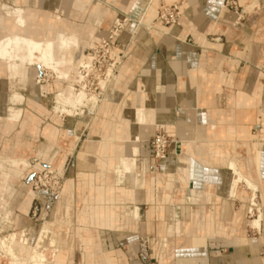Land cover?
<instances>
[{
    "label": "crops",
    "instance_id": "1",
    "mask_svg": "<svg viewBox=\"0 0 264 264\" xmlns=\"http://www.w3.org/2000/svg\"><path fill=\"white\" fill-rule=\"evenodd\" d=\"M106 1L111 12L98 20L100 0L83 10L75 0H0V38L15 30L7 9L34 13L28 27L40 39L51 27L52 36L94 32L97 22L109 28L131 18L117 80L83 114L52 115L48 100L38 99L55 88L34 83L33 64L26 79L0 71V161L37 157L66 175L56 199L29 193L32 170L12 181L0 195V240L23 235L35 246L48 223L64 264H264V0H239L250 11L240 20L222 0H187L181 26L155 24L137 35L135 20L156 18L154 0ZM15 93L23 100L13 101ZM11 108L22 111L16 122L8 120ZM162 127L175 143L156 165L150 140ZM232 162L251 191L233 184ZM39 220H46L40 230Z\"/></svg>",
    "mask_w": 264,
    "mask_h": 264
},
{
    "label": "rangeland",
    "instance_id": "2",
    "mask_svg": "<svg viewBox=\"0 0 264 264\" xmlns=\"http://www.w3.org/2000/svg\"><path fill=\"white\" fill-rule=\"evenodd\" d=\"M83 1H85L87 3L89 0H83ZM100 1H102L103 4L106 5V7L103 4L97 5L93 9V13L95 14V16L100 15L99 17H101V15H102L101 18H104L103 17L104 15L110 14L111 11L108 7L111 4H110V2H107L106 0H100ZM158 2L159 3L160 2L167 3L164 0H154V2L152 4V8H151V13L153 15L155 14V16L157 14ZM186 3H187V1H186ZM186 3L184 4V7H185ZM167 4H169V3H167ZM184 7H183V10H184ZM15 11L18 12L17 14H19V19L22 21H29L30 16H33L35 18L34 13L29 14V16H27L26 13L21 8H17V9H15ZM248 12L250 13V11H248ZM248 12L245 11V16L248 15ZM56 14L59 16H66L67 12H66V10H63L61 12H56ZM101 18L98 20H101ZM182 18H183V14H182ZM182 18H181L180 24L176 25V26H181ZM116 19H113L109 28H104L103 23L97 22L95 24V29H94L92 36H90V29L86 30L85 32H81L79 34V36H80L79 41L80 42L77 45V47L73 48V51H72V61L71 62L67 61L65 64H63L61 66V68L56 66L57 64H56V61H54V60H51L50 63H48L47 65L44 64L43 62H36V61L29 62L30 64H33L35 67L39 68V72L36 73L33 77L34 83L37 84L38 86H44L45 88H48L49 86L55 88L54 93L52 95L47 94L48 89H45V92H42L39 96V99H38V101H41L43 99L48 100L49 111L52 115H55L60 119L72 117L75 114L76 115L83 114V113L89 111L90 109L95 108L94 106L100 105L102 103V101H104V99L106 98V93L103 94L102 96H100L99 101H98V97H99L98 93L89 94L88 91L79 90V91L83 92V94L85 95V99H83L80 102L75 103V104H72L71 102L68 103L67 104V110H62V109L56 108L57 107L56 106L57 105V97L59 96V94L65 93V92H67V89L69 90L71 87H73L72 81L74 80V75L77 73L78 66L82 63V59L84 58L83 57L84 50H87L88 48L92 47L97 42H99L102 38L106 37L109 30L112 28ZM139 20H143V22H145V23L148 22L146 20L145 16ZM166 27H169V26H166ZM147 29H149V27L140 28V30L137 31L136 35L139 34V31L147 30ZM51 33H53L52 27H51ZM84 33H87V34L85 35ZM88 36H90V37H88ZM55 38H56V34L53 36H52V34L50 35V39L52 41L55 40ZM0 65L3 66V63L0 62ZM258 67L264 71V64L262 66H258ZM61 70H64L66 73H63ZM1 71H6V70L3 69ZM117 77L114 79L113 83L117 80ZM3 84H6V82H3ZM57 84H62V85H64L65 88L62 87L61 90L56 91L57 90L56 89ZM79 91H77V92L81 93ZM90 93H92V92H90ZM14 97L19 98L21 96L19 94L15 93ZM6 103H7V101L1 105H6ZM33 112H34V110H33ZM21 114H22V112H21ZM36 114L39 115L37 112H36ZM20 117H21V115H20ZM20 117L18 118V120L20 119ZM16 121H14V122H16ZM25 126H26V124H25V119H24V121L22 123V129H24ZM31 127H33V129L35 128V126H31ZM50 132H51L50 134H55L56 129L55 128L50 129ZM10 133H12V131ZM2 134L3 133L0 130V146H1ZM35 143L36 142H34V144ZM174 143H175V140L173 139L172 145ZM15 159H17V158L15 157ZM13 162H15V161H13ZM39 162H40L39 159L37 157H34V158L29 160L28 166L25 168V171L28 169L32 170L33 176L31 178V180L35 177V175H37L39 173V171L46 168V169H52V170L59 172L63 176V178L59 181L62 184L63 179H65V177H66L64 172L57 170V169H54L51 166H47V165L39 166L38 165ZM23 173L19 176H16L13 174L9 175L6 178V182H8L7 183V189H5V191L3 190L2 193H0V195H3V192H4V194H6L10 189V187H9L10 183L12 181H14L15 179H19L23 175ZM5 174H6L5 172L0 171V181L3 179ZM31 180H30V182H31ZM240 181H242L241 183L244 187H247V184L245 182H243V179L237 180L235 183H238ZM247 188H249V190L251 191L250 187H247ZM29 190L32 191L33 194L37 195V193L32 189L31 185L29 186ZM60 190H61V187H60ZM60 190H59V193H57L55 195H50L52 197V199H56L59 196ZM257 207L258 206H255L254 210L252 212H249V214H248L249 219H253V218L257 217V214H258ZM0 208H1V205H0ZM32 217H34L36 220L38 218H41V208L40 207L35 206L32 209ZM46 220L45 221L44 220L37 221L38 227L40 226L38 228L39 230L41 229L42 224L46 222ZM39 230H38V234L40 233ZM49 231H52V230H51V228L48 227V223H46L43 226V229L41 230L39 237L37 238L36 244L35 243L33 244L35 246H30L29 242H28V238L23 236V235L21 236V242L25 245V248L27 249V251H29L30 255L28 257L25 254L18 253L16 250H14L15 248L11 244L12 243L11 240L14 238L15 235H13L12 237H10L8 239H1L0 240V264H64V262H66L68 257L64 253H62L59 249H57L56 240L54 238L55 236H53V235L50 237L47 236ZM37 255H40L43 258L42 263L36 262ZM60 257H63L62 260L64 262L62 260L61 261L59 260Z\"/></svg>",
    "mask_w": 264,
    "mask_h": 264
},
{
    "label": "built area",
    "instance_id": "3",
    "mask_svg": "<svg viewBox=\"0 0 264 264\" xmlns=\"http://www.w3.org/2000/svg\"><path fill=\"white\" fill-rule=\"evenodd\" d=\"M186 1L175 0L169 4L158 2L154 22L146 24L143 20H135V32L137 33L142 27L151 28L155 24L164 26L179 25ZM222 8L237 14L239 20L245 16V9L241 6L239 0H222ZM130 22L131 18L129 16L117 18L106 37L84 50V58L78 66L77 73L72 81L75 90L88 91L89 94L98 93V101L100 96L107 92L118 76L126 56V52L121 50L120 37ZM172 143L173 138L168 135L163 127L159 128L150 140L156 165L169 158ZM62 178L63 176L59 172L44 168L35 175L30 185L37 194L55 195L59 193L61 187L59 181Z\"/></svg>",
    "mask_w": 264,
    "mask_h": 264
},
{
    "label": "bare ground",
    "instance_id": "4",
    "mask_svg": "<svg viewBox=\"0 0 264 264\" xmlns=\"http://www.w3.org/2000/svg\"><path fill=\"white\" fill-rule=\"evenodd\" d=\"M75 4L77 5V7H79L80 10H83L86 2L83 0H75ZM6 13H7L8 19L13 18L15 25L11 29H15V30H12L11 33H8L0 38V59L2 60L0 62L3 63V66L0 65V71L4 69L8 71L9 74L12 76L21 75L23 79H26L27 64L29 62H34V61L43 62L44 64L47 65L48 63H50L51 60H54L56 61V64H57L56 66L61 68V66L65 64L67 61L69 62L72 61V51H73V48L77 47V45L80 42L79 41L80 33L76 32L73 29L69 31L60 29L59 31L56 32L55 40L52 41L50 39V35H51V28H50L48 32L50 33V35L48 36V34L47 35L45 34V39H40L39 38L40 37L39 35H41L40 30L38 29L30 30V27H28L29 21L20 20L19 14H17L18 13L17 11H15L14 9L13 10L7 9ZM99 16L100 15H97L96 17L100 19L102 15L101 17ZM105 16H108V14L104 15L103 17ZM54 17L58 21L62 20L59 15H55ZM92 35H93V29L90 30V36ZM61 71L63 73H66L64 70H61ZM79 92L81 93H78L77 90L71 87L69 90L67 89V92L59 94V96L57 97V105H56L57 107L56 108L67 110L68 103L71 102L72 104H75L85 99V95L83 94V92L82 91H79ZM22 99H23L22 97L16 98L14 97V95H12L13 101L19 102ZM10 112L11 113L8 116V120L16 121L20 117L22 111L20 109L17 110V109L11 108ZM137 114L138 116L141 115V113H137ZM130 129L133 132L138 131L137 126L135 125L131 126ZM15 157L11 156V158H8L6 162L0 161V171H3L6 173L3 179L0 181V193H2L6 185V178L9 175L13 174V175L19 176L25 171V168L28 166V161L25 158L16 157L17 159H15ZM123 163H124V168L126 169L127 166H129V164L126 165L124 161ZM230 165L235 170V173L238 174L237 177L233 179V184L237 180L243 179L251 186H254L249 176L244 175L242 172H240L235 163L232 162L230 163ZM130 166L132 165L130 164ZM119 170L121 173V169ZM30 192L31 194L33 193L32 191L29 190V193ZM11 242H12L11 243L12 245L14 244L18 245V247L14 249L18 253H23L27 257L30 255L29 251H27V249L25 248V245L21 242V237L17 238L16 236H14ZM62 259L63 257H60L59 260L61 261ZM36 262L42 263L43 258L40 255H37Z\"/></svg>",
    "mask_w": 264,
    "mask_h": 264
}]
</instances>
